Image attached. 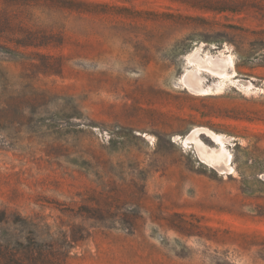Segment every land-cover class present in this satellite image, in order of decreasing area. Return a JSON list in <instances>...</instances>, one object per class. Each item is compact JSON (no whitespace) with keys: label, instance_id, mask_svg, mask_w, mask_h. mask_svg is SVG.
Returning a JSON list of instances; mask_svg holds the SVG:
<instances>
[{"label":"rangeland","instance_id":"1","mask_svg":"<svg viewBox=\"0 0 264 264\" xmlns=\"http://www.w3.org/2000/svg\"><path fill=\"white\" fill-rule=\"evenodd\" d=\"M236 1L0 0V264H264V21L200 9Z\"/></svg>","mask_w":264,"mask_h":264},{"label":"bare ground","instance_id":"2","mask_svg":"<svg viewBox=\"0 0 264 264\" xmlns=\"http://www.w3.org/2000/svg\"><path fill=\"white\" fill-rule=\"evenodd\" d=\"M191 65H197L200 70L214 76H225L226 61L220 57H212L203 60L198 55H193L190 58ZM183 85L192 92H204L202 89L203 78L197 73L188 72L182 79ZM239 84L248 86L247 82H240ZM199 135H205L210 139L215 147H210L202 143L199 139ZM226 139L218 134L211 131L197 129L188 134L185 143H190L195 147V152L204 164L208 165L216 172L219 173H232L233 168L231 167V156L225 148Z\"/></svg>","mask_w":264,"mask_h":264},{"label":"trees","instance_id":"3","mask_svg":"<svg viewBox=\"0 0 264 264\" xmlns=\"http://www.w3.org/2000/svg\"><path fill=\"white\" fill-rule=\"evenodd\" d=\"M182 3L189 5V7L191 8L196 7L195 4L192 2H182ZM200 9L204 11H210L216 13L229 12L232 14L251 12L252 14H254L255 17H258L264 21V0H238L232 3V6L230 5V7H225V6L219 8L200 7ZM253 34L257 36L256 40L253 42L255 52L264 55V29L259 30L257 32H253Z\"/></svg>","mask_w":264,"mask_h":264},{"label":"flooded vegetation","instance_id":"4","mask_svg":"<svg viewBox=\"0 0 264 264\" xmlns=\"http://www.w3.org/2000/svg\"><path fill=\"white\" fill-rule=\"evenodd\" d=\"M241 81H243V80H241ZM243 82H247V83H249V81H243ZM249 85H250V83H249Z\"/></svg>","mask_w":264,"mask_h":264}]
</instances>
